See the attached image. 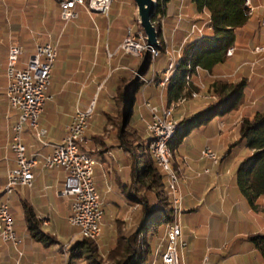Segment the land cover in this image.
Here are the masks:
<instances>
[{
    "label": "crops",
    "instance_id": "obj_1",
    "mask_svg": "<svg viewBox=\"0 0 264 264\" xmlns=\"http://www.w3.org/2000/svg\"><path fill=\"white\" fill-rule=\"evenodd\" d=\"M251 2L253 16L245 28L248 38L245 43L238 40L234 54L220 66L222 74L238 71L237 76L243 74L249 80L250 103L246 111L250 113L264 107V92L251 96V84L258 77L264 79V53L253 52L255 46H264V25L260 22L264 16V0ZM113 3L116 0L112 1L110 13L114 11ZM131 4V0H127L128 14L132 10ZM182 4V0H171L166 5L163 30L176 45L185 41L190 32L189 23L199 15L188 0L185 6ZM79 8L82 7L76 8V19L80 18L81 22L64 24L56 0H0V200L5 198L7 172L15 167L9 142L12 127L19 115V111L10 107L5 95V61L9 45L18 43L24 47L21 65L34 54L37 43H51L57 47L47 90L49 99L38 121L39 128L46 133L40 140L34 130L25 125L22 134L27 156L35 155L38 159L33 169L34 184L31 189L17 186L11 194L12 198L10 196L11 212L15 209L11 199L18 197L21 205L19 219L14 220L20 242L14 246L0 239V264H93L86 258L85 247H80L84 252L81 255L72 252L83 236L78 228L67 221L72 211V198L62 193L65 172L60 167H44L43 160L44 156L52 153L53 146L62 141L76 111L85 110L96 102L108 107L99 111L98 121L90 123L86 141L80 148L96 160L94 183L104 210L103 227L109 226L110 243L107 247L100 238L96 242L99 252L115 244L120 223L123 229L137 225V220L133 219L137 208L129 204L123 188L129 170V155L116 145L115 130L110 132L111 137L106 140L105 146L94 144L93 138L105 134L103 116L114 104L119 77L126 68L133 66V60L119 46L129 30L139 32L141 29L134 20V13L128 23L122 9H118L113 17L109 13L106 18L99 13L89 16ZM180 12L184 14L181 21L178 20ZM199 75L207 85L210 83L204 71ZM260 85L264 88L263 82ZM157 95L158 88L154 85L147 89L144 97L154 100ZM165 104L168 105V102L165 101ZM204 104L201 99L188 101L175 110V115L178 113L180 120L184 114ZM146 115L148 119V110ZM235 116L233 113L216 116L209 123L196 127L179 144V157L172 159L181 179L180 224L187 243L179 251L182 264H203L207 253L210 262L213 248L220 250L221 247L223 250L219 257L234 258L238 264H264L261 253L248 240L251 235L264 233V196L248 199L238 187L235 169L248 149L231 146L238 139L239 123L235 125ZM218 128L220 132L216 135ZM189 136L197 142L187 145ZM206 146L218 152L221 157L218 164L212 165L209 160L201 158V150ZM122 152L127 154L125 163L121 161ZM205 168L209 169L208 173L204 172ZM96 171L101 175V181L96 180ZM23 203L29 204L35 213L38 221L35 229H29L26 224ZM108 210L111 212L110 218ZM66 244L67 249L64 247Z\"/></svg>",
    "mask_w": 264,
    "mask_h": 264
},
{
    "label": "trees",
    "instance_id": "obj_2",
    "mask_svg": "<svg viewBox=\"0 0 264 264\" xmlns=\"http://www.w3.org/2000/svg\"><path fill=\"white\" fill-rule=\"evenodd\" d=\"M169 1L171 0H157L152 17L153 23L159 15L165 18L166 5ZM188 1L195 6L199 14L205 15L199 19L191 20L189 23V35L180 45L181 58L177 61L175 69L163 89L168 104L181 96H189L192 90L197 89L194 78L187 80V76L192 75L195 69L199 68L211 74H222L220 66L228 59V49L231 47L236 49L238 40L241 43L246 42L248 31H245V28L253 16L248 17L245 13L246 0ZM182 2L186 3L187 0H182ZM165 23L166 18L164 25ZM136 24L139 23L136 22ZM193 24L204 26L202 35L196 32L191 33ZM138 27L141 29L140 25ZM161 54L164 57L160 58ZM165 57L164 49L161 47L158 56L154 59L153 83L145 88V92L149 87L154 85L157 87V83L163 79V77L159 80L156 79V65L158 60L163 61ZM149 59H151L150 55ZM134 63L139 66L141 61L135 60ZM138 66L126 68L119 77L117 86V94H120L119 99L122 102L121 106L129 103L125 115L126 124L123 125L122 116V121L117 126V139L118 146L129 155V170L123 188L129 204L137 205L136 214L133 217L134 220H137V225L127 228L126 232H118L115 245L106 250L107 259L114 260L115 264H150L153 262V249H157L156 257L162 262L161 256L166 247L165 229L171 220V198L165 177L155 165L149 151L148 140L146 141L142 131L138 130L139 120L132 116L136 99L144 87L145 79H148L146 76L148 70L143 74L146 65L142 69L143 76L139 79L132 73L133 69L137 71ZM261 82L264 84V79L258 77L251 84L253 90L251 96L264 92V88L260 85ZM248 84L249 80L243 74H239L238 78L232 80L219 77L210 82L207 92L213 94L215 99L205 102L200 108L187 112L178 120L177 130L170 141L172 151L196 127L209 123L216 116L235 113L247 101L249 102L250 88H248ZM126 92L130 96L128 101L124 97ZM115 99V101L118 100V95ZM129 127L133 129L132 132ZM237 134L238 139L231 146H243L248 149V153L240 158L235 169L238 187L246 198L258 199L264 196V107L243 116L237 128ZM132 135L141 141L139 155L135 154L128 146V137ZM96 139H93L94 144ZM81 150L83 151L82 148ZM23 213L28 228L35 229L38 221L29 204L23 203ZM248 240L264 259V233L251 235ZM80 247H85V252L91 257H94L93 254L96 255L98 251L96 241L85 237L72 248V252L77 255L83 254Z\"/></svg>",
    "mask_w": 264,
    "mask_h": 264
},
{
    "label": "built area",
    "instance_id": "obj_3",
    "mask_svg": "<svg viewBox=\"0 0 264 264\" xmlns=\"http://www.w3.org/2000/svg\"><path fill=\"white\" fill-rule=\"evenodd\" d=\"M60 8V18L64 24H67L78 17L77 7L81 6L89 15L90 7H99V14L108 17L111 4L108 0H56ZM254 7L251 0L245 2V13L251 17ZM164 17V16H163ZM182 15H179L178 20H181ZM264 25V16L261 19ZM197 32H204V26H197ZM142 31H128L127 36L120 44L119 49L124 53L131 55L135 52L137 44H144ZM170 43V40H169ZM235 48L232 51H227V56L234 54ZM24 52V47L18 43L9 45L8 54L5 61V77L7 84L5 95L8 104L11 108L19 111L18 118L12 127V136L9 142V150L13 153L15 167L8 170L6 175V183L4 186L5 200H0V239L4 242L11 243L14 246L19 244V238L15 230V225L10 224L4 217V209L10 207V196L17 186H24L31 189L34 184V175L31 172L33 155L27 156L26 147L22 142L21 123L29 122L30 128L38 133L40 140L45 135L46 131L39 128V117L44 110V106L49 99L47 94L50 85V75L57 57V47L51 43L35 45V52L30 59L20 65V57ZM176 51H170L172 56H175ZM253 52L260 54L264 53V46H255ZM159 54V50L153 49L152 60ZM170 62L164 70V84L166 82V74L168 73ZM204 71L197 69L194 77H200V72ZM208 77H214L211 73L204 71ZM221 76V75H218ZM224 76V75H222ZM192 78V80H193ZM216 78V77H215ZM214 78V79H215ZM144 87L141 94L144 98V105L151 114V120L147 124V130H153L154 142L157 146L159 154V162L168 164L167 158L163 156L162 141L165 140L168 128L176 125L173 117L174 110H171V120H160V103H164V99H159V103L151 104L144 97L145 88L153 83L151 79H145ZM196 90L202 88V84L194 83ZM195 90H192L189 95H193ZM186 96V95H184ZM184 104V103H181ZM93 115V106H88L85 110H77L73 115L70 123L66 128V134L61 142L53 146L52 153L44 158L43 165L48 169L60 167L65 172V181L62 193L72 198V211L67 217V221L71 226H87V233L102 234V219L104 215L103 208L96 206V195L92 191V181H94V158L82 151L80 146L86 141V128L89 127ZM201 158L210 160L213 164L218 162V156L206 146L201 150ZM169 166V164H168ZM205 173L209 169H204ZM168 174V172H166ZM172 195H180L177 183L173 181L172 186H169ZM182 198L180 195V204L176 211V219L168 223L173 225V233H165V239L168 241L166 256L167 264H181L179 251L186 247L187 243L183 239L182 228L180 224V214ZM206 261V259L204 260ZM203 264H206L205 262Z\"/></svg>",
    "mask_w": 264,
    "mask_h": 264
},
{
    "label": "rangeland",
    "instance_id": "obj_4",
    "mask_svg": "<svg viewBox=\"0 0 264 264\" xmlns=\"http://www.w3.org/2000/svg\"><path fill=\"white\" fill-rule=\"evenodd\" d=\"M131 2H132V4L130 5L131 7H132V10H131V13L130 14H128L129 12H130V9H128L127 10V0H116V3H113V5H112V9L114 10V11H112L110 14H111V16L113 17V16H115V14L117 13V11H118V9H122L123 10V13H122V15H123V17H125V19H126V21L129 23L130 22V16L134 13V18H135V13H136V9H137V7H136V4L133 2V0H131ZM183 6H185V2L182 4ZM79 10H82L83 11V9L82 8H79ZM80 12V11H79ZM85 12V11H84ZM181 13V12H180ZM181 15H182V17L184 18V14L183 13H181ZM203 15H205V14H199V15H197L196 17H194L192 20H195V19H199L200 17H202ZM82 16V15H81ZM162 17L163 16H161V15H159V17L156 19V21L154 22V25H155V27H156V29L157 30H160V28H159V26L161 27V22H162ZM84 18V17H83ZM82 18V19H83ZM132 18H133V16H132ZM136 22H137V20H136V18L134 19ZM73 21H75L76 23H80L81 21H80V18H79V20L78 19H74ZM164 21H165V18H164ZM138 23V22H137ZM137 25H139V24H137ZM197 26H200L199 24L197 25ZM158 27V28H157ZM141 31H142V36H143V41L144 42H146L145 40H146V36H145V33H144V31L142 30V28H141ZM172 43H173V45H174V49L175 50H178L179 48H180V44H178V45H176L175 44V42L174 41H172ZM161 44V43H160ZM58 47H59V45H58ZM126 54V53H125ZM257 54V53H256ZM146 55H148V60H147V64H146V67H145V69H144V71H143V74H144V72L145 71H147V74H146V76L149 78V79H151L153 76H154V68H155V66H154V60H152V57H151V54L148 52V51H144V52H142V55L141 56H139V57H136V56H133V55H129V54H126V56H129L130 57V59L131 60H133V66H138L137 65V63L135 64L134 62H135V60H139V61H141V63H140V65L138 66V68H137V71H135L136 69H133L132 70V73L137 77L138 76V71H139V69H140V67L142 66V64L144 63V60H145V57H146ZM149 55H150V57H151V59H149ZM162 56L164 57V55L163 54H161V56H160V58H162ZM159 58V59H160ZM166 58V59H165ZM164 58V60L163 61H160V60H158V63H157V65H156V79L157 80H159L160 78H162L163 77V70H164V68H165V66L167 65V63H168V59H167V56ZM135 59V60H134ZM161 62V63H160ZM160 63V64H159ZM21 65V64H20ZM132 66V65H131ZM253 69H254V67H252ZM238 71H235L234 73H231V74H220L221 75V77L220 78H225V79H236V78H238V73H237ZM143 74H141L140 75V77H142L143 76ZM159 74V75H158ZM218 75L219 74H212V76H214V77H208L206 74H205V77L208 79V80H210V82H212L213 80H216V78L215 77H218ZM222 75H224V77H222ZM139 77V78H140ZM138 78V79H139ZM154 78V77H153ZM215 78V79H214ZM218 79V78H217ZM194 82L195 83H197V84H202V85H204V87H203V90H201V89H199V91H200V94H204V93H206L207 92V88H208V85H207V83L205 82V81H203V79H201L200 77H194ZM197 88V87H196ZM141 92H142V90H141ZM248 93V92H247ZM118 95V100L117 101H115L114 100V104L113 105H111L110 106V108H109V112H108V114L106 115V116H103V125H104V127H103V130H105L106 132H105V134H99V135H95L94 136V138H97L96 139V142H95V144H98V145H100V146H105L106 145V140H108L110 137H111V135H110V132L112 131V130H115V134H114V138L116 139V145L118 146V139H117V134H118V129H117V126L119 125V123L122 121V116H123V119H125V115L127 114V110H128V106H129V103H126L123 107L121 106V104H122V102L120 101V99H119V97H120V94H117ZM140 96L138 97V99H137V103L135 104V106L133 107V117L135 118V119H137V120H139V122H138V130L139 131H142V133H143V135H144V139L147 141L148 139H149V135L147 134V129H146V127H147V124L150 122V120H151V114H150V112L148 111V113H149V118L147 119V115H146V110H147V108L145 107V105H144V98H143V95L140 93L139 94ZM146 96H147V94H146ZM124 97H125V99L128 101L129 100V98H130V96H129V93L128 92H126L125 93V95H124ZM148 99V98H147ZM198 99H200V98H196V99H190V100H188V101H191V100H198ZM148 100H151L150 98L148 99ZM204 103L205 102H208V101H211L212 99H201ZM214 100V99H213ZM165 101H166V97H165ZM188 101H186V102H188ZM185 102V103H186ZM157 103H159V98L157 97V98H155L154 100H151V104H157ZM250 102H248L247 101V103L244 105V106H242L241 108L243 109H238V111H236L235 113H233V115L235 114L236 116V118L235 117H233V118H235L236 119V123H235V125L237 124L238 125V123H240V121H241V118L243 117V116H246V115H248L250 112H247L246 110L248 109H246V106L249 104ZM128 104V105H127ZM92 106H93V115H92V119H91V121H90V123L91 122H96V121H98L99 120V115H98V113H99V111H104V109H106V107H108L107 105H105V104H101V103H99V102H96L95 104H91ZM127 105V106H126ZM181 106V105H180ZM179 106V107H180ZM178 108V107H177ZM176 108V109H177ZM175 109V110H176ZM175 110H174V113H173V117H174V119L176 120V121H178L179 120V116H178V113H177V116L175 115L176 114V112H175ZM95 113H97V116H96V114ZM184 115H186V114H184ZM183 115V116H184ZM108 116V117H107ZM182 116V117H183ZM93 120V121H92ZM90 126V125H89ZM108 128V130H107V128ZM89 129V128H88ZM129 130L132 132L133 131V129H131L130 127H129ZM87 132V131H86ZM220 132V128H218V130H216V135H218V133ZM192 136V135H191ZM93 138V139H94ZM188 140L186 141V144L187 145H191V144H193L194 143V141H196V139L194 138L193 139V137H188L187 138ZM197 142V141H196ZM128 143H129V147L133 150V152L135 153V154H137V155H139V150L141 149L140 148V146H141V141L139 140V139H137L136 138V136L135 135H132V136H130V137H128ZM104 148V147H103ZM102 148V149H103ZM211 148V147H210ZM172 150V149H171ZM211 150L213 151V152H215L212 148H211ZM149 151H150V149H149ZM216 153V155L218 156V162L216 163V164H218L219 163V161H220V156H219V154H218V152H215ZM122 158H121V161L123 162V163H125V161H127V157H126V153H124V152H122ZM173 158H175V159H177L178 157H179V145H176L175 147H174V149H173ZM172 158V159H173ZM140 160V159H139ZM138 160V161H139ZM210 161V160H209ZM173 162V161H172ZM211 162V161H210ZM173 164V163H172ZM211 164L212 165H216V164H213L212 162H211ZM174 167V166H173ZM175 168V167H174ZM176 169V168H175ZM206 169V168H205ZM177 170V169H176ZM95 177H96V180L97 181H101L102 180V178H101V175L99 174V173H97V171H96V173H95ZM126 178H127V174H126V176H125ZM15 190V189H14ZM11 198H12V196H11ZM14 198V197H13ZM11 205H14V207H15V209L12 211V217H13V220H15V219H19V207H21V205H20V202H19V200H18V197H16L15 199H11ZM135 208H137V205H135L134 206ZM110 216H111V212H110V210H108V218H110ZM119 227V230H118V232H120V233H123V232H126V230H127V227H124V229L122 228V225H121V223H120V225L118 226ZM123 229V230H122ZM109 226L108 225H106V227L104 226L103 227V223H102V234H101V241H102V244H104V245H106L107 247H108V244L110 243L109 242V240H108V237H109ZM100 238L98 239V240H96V242L97 241H99L100 240ZM117 236H116V241H117ZM115 241V242H116ZM62 243V242H61ZM115 244H113L112 245V247L114 246ZM214 250H212V256H211V261L210 262H208V257L210 256V255H208V253H207V255H205L204 256V260L206 259V261H204V262H206L207 264H238V263H235V259L234 258H231V259H227V258H225V257H219L220 256V254L222 253V252H220V251H222L223 250V248L221 247L220 248V250H218V248H213ZM156 251H157V249H153V251H152V255H153V262H151L150 264H163L162 262H161V260H159L157 257H156ZM86 253V252H85ZM88 254V253H87ZM95 254H96V252H95ZM98 254V255H97ZM97 254L96 255H94L93 254V256L94 257H91V255H87V256H89V258H87V256H86V258L87 259H89L90 260V262H92L93 264H115V261L113 260H108L107 259V257H106V251H104V252H102V253H100L99 252V250L97 251ZM100 256V257H99ZM217 256V257H216ZM182 264V263H181Z\"/></svg>",
    "mask_w": 264,
    "mask_h": 264
},
{
    "label": "bare ground",
    "instance_id": "obj_5",
    "mask_svg": "<svg viewBox=\"0 0 264 264\" xmlns=\"http://www.w3.org/2000/svg\"><path fill=\"white\" fill-rule=\"evenodd\" d=\"M112 1L113 0H108V4H112ZM94 13H99V7H90V14H94ZM179 15H181V13ZM106 18H108V17H106ZM163 28H164V17H162L161 27L159 30V35H160L159 41L161 43V47H163V49H164L165 55L167 56V59H168V62H170V67H169L168 73L166 74L165 84H164V71H163V79L157 83V88H158V95L157 96L159 99L165 100L163 89H164L166 83L168 82L173 70L175 69L177 61L181 58V49L180 48L178 50L174 49V45L172 43V40H170V43H169V38L164 34ZM193 32H196L199 35L203 34V32H197V24L192 25L191 33H193ZM232 49H233V47L229 48L228 51H232ZM144 51H148L152 57L153 48L149 47L146 44V42H145V45L144 44H137L135 47V52H132L131 55L139 57L142 55V52H144ZM170 51H176L175 56H172V54H170ZM197 69L194 70L192 75L187 76L188 81L191 78H193V76L196 75ZM219 77H221V76L216 77V79ZM222 77H224V76H222ZM203 87H204V85L202 86V88H199V89L203 90ZM199 89L195 90L193 95L181 96L177 100L172 101L168 105L165 104V101H164V103H160V120L161 121H170L171 120V110L175 109L176 105H178V107H179L180 105H182L181 103H185L186 101H188L190 99H196V98L212 99V100L215 99V96L211 93L206 92L204 94H200L201 90L199 91ZM177 124L170 126V128H168L167 135H165V140L162 141L163 156H165V158H167L169 166H168V164H165L164 162H159V154L157 153V146H155L153 130H147V134L149 135L148 143H149V149H150L151 156L155 162V165L159 168V170L163 173V175L165 177L167 187H168V191H169V195L171 198V209H172L171 220L168 223H170L171 221H174L176 219V211L178 210V205L180 204V195H172L171 189L169 187V186H172L173 181H174L175 183H177L178 189H179V185L181 183V179L179 177L178 171L173 167V164H172L173 151L170 148V141L173 138V136L177 130ZM25 125H28L30 127L29 122H22L21 123V134H23V129H24ZM88 128L89 127L86 128V131L88 130ZM35 136L38 139H40L38 133H35ZM44 158H47V155L44 156ZM94 162L96 164L95 159H94ZM37 164H38V159L36 158L35 155H33L32 165H31V172L32 173H33V169L37 166ZM166 172H168V174H166ZM92 191L96 195V206L98 208H103L101 197H100V194L96 188L94 181H92ZM4 195H5V193H4ZM3 200H5V198ZM4 217L8 222H10V224H14L11 208H5L4 209ZM168 223L166 225L165 233H173V225H168ZM78 230H79V234H81L83 237H85L87 239L96 241L100 238V235H98L96 233H89L88 234L87 233V226H78ZM64 247H65V249H67L68 245L66 244ZM167 248H168V241H166V247H165V250H164L162 256H166ZM161 259H162L163 264H167L166 257H161Z\"/></svg>",
    "mask_w": 264,
    "mask_h": 264
},
{
    "label": "water",
    "instance_id": "obj_6",
    "mask_svg": "<svg viewBox=\"0 0 264 264\" xmlns=\"http://www.w3.org/2000/svg\"><path fill=\"white\" fill-rule=\"evenodd\" d=\"M134 2L137 7L135 18L145 33L146 44L153 49L160 50L161 44L159 41V30L156 29L152 21V17L154 15L155 8L157 5V0H134ZM147 60H148V55H146L144 63L142 64V66L138 71V76L136 77L137 79L142 74V69L147 64ZM126 121L127 120L125 118L123 125L126 124Z\"/></svg>",
    "mask_w": 264,
    "mask_h": 264
}]
</instances>
